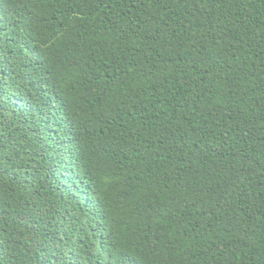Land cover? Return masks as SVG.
<instances>
[{
  "label": "trees",
  "instance_id": "1",
  "mask_svg": "<svg viewBox=\"0 0 264 264\" xmlns=\"http://www.w3.org/2000/svg\"><path fill=\"white\" fill-rule=\"evenodd\" d=\"M0 17L38 54L10 78L42 86L7 93L0 122L6 264L101 245L264 264V0H0Z\"/></svg>",
  "mask_w": 264,
  "mask_h": 264
},
{
  "label": "snow or ice",
  "instance_id": "2",
  "mask_svg": "<svg viewBox=\"0 0 264 264\" xmlns=\"http://www.w3.org/2000/svg\"><path fill=\"white\" fill-rule=\"evenodd\" d=\"M42 2H44V0H35L37 4ZM31 5L32 0H29V7H31ZM9 27L10 26L5 23L4 18L0 17V122L5 118L7 107L5 98L7 93L15 95L13 90H16L23 95V90H27V93L35 98L33 89L39 92L42 87L35 82L39 79L38 73H33L30 70L27 73L19 75L15 80L10 78L17 68L25 66V62H27L28 65L38 63V54L31 50H27V44L19 38H15L14 34L10 33ZM10 35H13L11 45L14 46V48L6 47ZM9 52L13 53L11 57L8 55ZM8 99H11V96H8ZM22 102L29 103L27 97H25ZM7 166L5 153L3 149L0 148V169ZM3 175V171H0V178H2ZM92 208L97 211L99 210L96 204H92ZM86 251L87 250L83 249V246H81V249L69 248L67 251L58 248L53 251L51 255H46L44 252H41L40 264H101V261L103 264H138V258L124 253L123 250L113 251L111 248H106L104 245L97 248L96 252L91 256H87ZM8 252V246L3 240H0V264H6Z\"/></svg>",
  "mask_w": 264,
  "mask_h": 264
}]
</instances>
